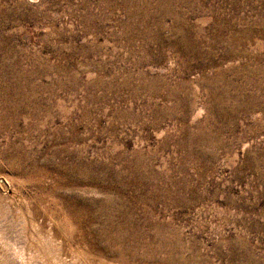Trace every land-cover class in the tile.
Here are the masks:
<instances>
[{"label":"rangeland","instance_id":"obj_1","mask_svg":"<svg viewBox=\"0 0 264 264\" xmlns=\"http://www.w3.org/2000/svg\"><path fill=\"white\" fill-rule=\"evenodd\" d=\"M0 264H264V0H0Z\"/></svg>","mask_w":264,"mask_h":264},{"label":"bare ground","instance_id":"obj_2","mask_svg":"<svg viewBox=\"0 0 264 264\" xmlns=\"http://www.w3.org/2000/svg\"><path fill=\"white\" fill-rule=\"evenodd\" d=\"M0 186H1L3 189H5V185H4V183L1 181V179H0Z\"/></svg>","mask_w":264,"mask_h":264}]
</instances>
